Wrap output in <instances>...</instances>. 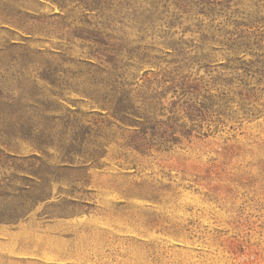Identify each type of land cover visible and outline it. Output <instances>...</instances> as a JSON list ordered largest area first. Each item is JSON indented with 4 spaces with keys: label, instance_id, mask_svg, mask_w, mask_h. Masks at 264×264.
<instances>
[{
    "label": "rangeland",
    "instance_id": "obj_1",
    "mask_svg": "<svg viewBox=\"0 0 264 264\" xmlns=\"http://www.w3.org/2000/svg\"><path fill=\"white\" fill-rule=\"evenodd\" d=\"M0 264H264V0H0Z\"/></svg>",
    "mask_w": 264,
    "mask_h": 264
},
{
    "label": "crops",
    "instance_id": "obj_2",
    "mask_svg": "<svg viewBox=\"0 0 264 264\" xmlns=\"http://www.w3.org/2000/svg\"><path fill=\"white\" fill-rule=\"evenodd\" d=\"M85 206V205H84ZM89 215L79 216L76 218L66 217V218H50L47 219L44 229L49 231L52 235H56L60 230L70 229L73 226H80L87 224L90 220ZM43 229V228H42ZM76 234L80 236H85L87 232H77Z\"/></svg>",
    "mask_w": 264,
    "mask_h": 264
}]
</instances>
